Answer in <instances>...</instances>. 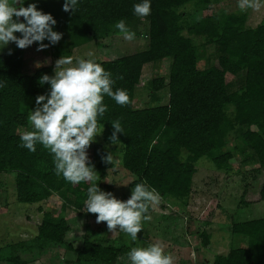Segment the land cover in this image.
<instances>
[{"label": "trees", "instance_id": "obj_1", "mask_svg": "<svg viewBox=\"0 0 264 264\" xmlns=\"http://www.w3.org/2000/svg\"><path fill=\"white\" fill-rule=\"evenodd\" d=\"M34 1L38 10L54 17L56 31L63 34L51 45L54 58L69 56L71 50L89 42L103 45L104 40L121 33L114 27L121 19L132 29L140 19L133 14V5L143 2L78 0L73 15L62 10L64 0ZM150 4V15L143 18L147 23L144 50L95 61L111 73L114 91L126 90L130 103L121 107L104 97L108 110L98 123L104 130L91 147L94 171L113 168L101 157L106 155L105 146L116 147L118 164L131 178L128 189L146 183L159 193L160 208L166 202L184 210L196 162L204 159L215 171L226 172L241 147L243 163L250 160L262 174L258 199L264 202V23L247 28L244 14L200 15L211 0H150ZM196 37L202 39L201 45L215 50L214 65L198 67ZM9 51L0 53V174H13L15 201L36 206L41 216L34 239L10 246V256L0 260V264H19L15 249L25 254L63 244L68 227L62 213L68 206L83 213L91 184L73 185L58 177L52 155L42 145L37 144L34 153L19 147L18 129L32 130L28 114L36 107V96L49 91V85L41 86L38 80L45 74L54 75V70L44 65L23 74V52L16 47ZM162 60L169 61L166 82L157 78L151 84L152 93L165 86L166 104L134 109V89L142 67ZM237 75L242 80L236 88L226 78ZM151 97L155 99L153 94ZM116 120L124 133L118 134L121 143L112 145L108 138L113 131L111 122ZM238 128L242 129L235 137L239 145L225 150L228 135ZM53 196L60 201L56 215L39 206ZM195 232L202 247L207 246L208 237L198 228ZM229 235L245 243L203 264H264V217L231 224ZM129 251L124 245L101 246L83 239L73 264H114Z\"/></svg>", "mask_w": 264, "mask_h": 264}, {"label": "rangeland", "instance_id": "obj_2", "mask_svg": "<svg viewBox=\"0 0 264 264\" xmlns=\"http://www.w3.org/2000/svg\"><path fill=\"white\" fill-rule=\"evenodd\" d=\"M9 3L13 4L14 0H9ZM29 3H35V1L27 0L24 6L27 7ZM207 7L205 11L198 10L199 14H244V25L247 28H254L264 23V6L258 11L249 9L241 12L238 8V0H211V4ZM20 20L23 22L22 17ZM53 30L56 31L55 25ZM130 31L135 33V39L132 41L125 40L123 34L120 33L104 40L101 46L89 42L75 48L71 50L69 56L73 57L75 64L76 60L81 58L93 61L113 60L144 50L147 33L146 20L139 19L138 24H135ZM16 35L20 36V33ZM43 43L48 44L49 41L45 40ZM193 43L198 48L200 57L198 67H207L216 63V52L212 46L201 45L202 39L199 37L194 38ZM38 46V43H34L27 49H20L23 52L21 69L23 74H30L44 65H51L54 70L55 61L58 58L51 55V45L42 51H37ZM15 47L17 48L14 43H10L0 53ZM168 66L169 61L162 60L142 67L139 84L134 89L132 102L134 109L166 104L165 86L160 91L152 93L151 82L162 78L165 84ZM226 79L237 88L242 76H229ZM151 94L155 96L154 100ZM241 130L238 128L228 135L225 150H231L236 144L239 145L235 137ZM24 131H26L24 128L18 129L20 133ZM95 141L99 142V139ZM92 145L88 149L89 160ZM242 150L240 147L233 154L226 172L215 171L210 163L199 159L195 164V173L192 177L185 209L180 210L166 202L163 203L162 208L158 204L153 205L154 209L146 214L151 219L142 221V231L138 233L136 241H132L129 235L119 231L109 233L106 222L97 224L96 218L88 215L89 213L78 214L68 206L62 213L68 227L63 244L41 251L32 250L33 252L25 254H20L15 249V256L18 257L19 264H73L76 257L75 250L79 249L83 239L101 246L124 245L129 249L159 243L166 254L173 256L174 264H203L209 262L213 256L225 255L230 248L245 243L241 239L231 238L229 235L231 224L264 217V202L258 199L262 174L256 164L251 163L250 160L243 163L245 155H242ZM105 152L106 154L111 152L114 158L113 168L105 169L102 173L95 171L97 174L90 184L97 183L102 191L111 192L117 199L127 200L131 195V190L127 187L131 178L118 164L117 148L105 146ZM59 205L60 201L53 196L39 206L42 210L56 215ZM36 208V206L17 203L14 198L13 174H0V260L10 256V246L21 242L27 243L34 239L41 219ZM196 228L208 237L207 246L202 247L201 239L195 234ZM66 245L71 249H67ZM114 264H130L128 255L120 256Z\"/></svg>", "mask_w": 264, "mask_h": 264}, {"label": "clouds", "instance_id": "obj_3", "mask_svg": "<svg viewBox=\"0 0 264 264\" xmlns=\"http://www.w3.org/2000/svg\"><path fill=\"white\" fill-rule=\"evenodd\" d=\"M77 5L78 0H64L62 10L74 15ZM262 6V0H238L241 12L249 9L258 11ZM150 12V0L133 5V14L140 19L149 16ZM56 23L50 13L38 10L35 3L25 7L24 0H14L13 4L9 0H0V51L10 43L22 50L34 43L39 45L37 51L54 46L63 35L53 30ZM114 27L125 40L135 39V33L129 30L123 19ZM45 40L49 43H43ZM114 83L111 73L101 64L83 58L74 64L72 56L62 55L55 61L54 75L45 74L38 80L41 86L48 84L49 91L36 96V107L27 117L32 130L20 134L19 147L34 153L36 145H42L52 155L55 174L66 182L78 185L93 181L97 173L90 163L88 149L104 130V126L103 129L98 126L99 118H103L108 110L104 97L111 98L121 107L130 103L126 90H113ZM111 126L113 131L108 139L112 145H118L121 143L118 134L124 130L119 120L112 121ZM101 159L105 164L114 162L111 152ZM159 199L156 189L143 182L135 183L127 200L117 199L93 183L87 188L83 211L94 214L97 224L106 222L109 233L119 231L136 241L142 231V221L151 219L146 214L150 207L158 204ZM127 255L130 264H174L173 256L166 254L159 243L132 247Z\"/></svg>", "mask_w": 264, "mask_h": 264}]
</instances>
